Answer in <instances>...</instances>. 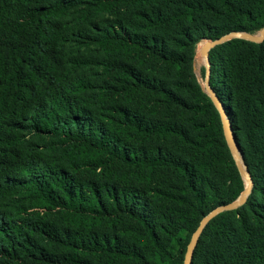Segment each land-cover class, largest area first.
Returning a JSON list of instances; mask_svg holds the SVG:
<instances>
[{
    "label": "trees",
    "instance_id": "16d2710c",
    "mask_svg": "<svg viewBox=\"0 0 264 264\" xmlns=\"http://www.w3.org/2000/svg\"><path fill=\"white\" fill-rule=\"evenodd\" d=\"M263 28L264 0H0V264H183L246 186L197 46ZM208 60L252 186L191 264H264V41Z\"/></svg>",
    "mask_w": 264,
    "mask_h": 264
},
{
    "label": "water",
    "instance_id": "95a60500",
    "mask_svg": "<svg viewBox=\"0 0 264 264\" xmlns=\"http://www.w3.org/2000/svg\"><path fill=\"white\" fill-rule=\"evenodd\" d=\"M233 39H240L245 40L251 43L259 44L264 41V28L261 29L258 32V35H251L246 33H239V32H231L229 34H226L224 36H221L215 40L209 41L206 44H204L200 50L201 55L205 59V92L209 96L211 102L215 106L216 110L218 111V114L220 116V121L222 125V131L224 135V139L226 142V145L228 147V150L230 152V155L234 161V164L238 170V173L241 177V179L245 182L246 186L243 192L240 194L239 198L234 201L233 203L218 207L214 210H212L209 214L204 216L199 225L197 226L196 230L192 233L191 238L189 240V243L187 245L183 264H191L192 257L194 250L197 246V243L200 239V236L203 232V229L205 226L218 214L225 212V211H232L238 208L239 206L243 205L247 199V196L250 194L252 181L249 173L246 171L245 166L242 164L237 147L233 140L232 131L230 128V123L226 118L225 112L222 108V105L220 104L219 100L216 98L214 93L209 87L208 81H209V75H210V69H209V60H208V53L211 49L215 48L216 46H219L225 42H228Z\"/></svg>",
    "mask_w": 264,
    "mask_h": 264
},
{
    "label": "rangeland",
    "instance_id": "374dc122",
    "mask_svg": "<svg viewBox=\"0 0 264 264\" xmlns=\"http://www.w3.org/2000/svg\"><path fill=\"white\" fill-rule=\"evenodd\" d=\"M255 35H258L255 34ZM209 42L208 40L201 41L196 49V55L194 57V77L196 82L200 85L202 90L205 92V59L201 55L200 50L204 44ZM206 93V92H205ZM182 237L185 236L184 233L181 234Z\"/></svg>",
    "mask_w": 264,
    "mask_h": 264
}]
</instances>
